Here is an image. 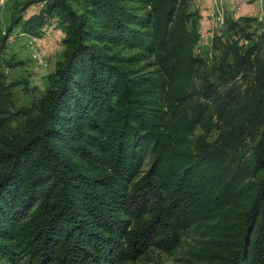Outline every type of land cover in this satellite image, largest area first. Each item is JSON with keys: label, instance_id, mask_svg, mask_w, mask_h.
Returning <instances> with one entry per match:
<instances>
[{"label": "trees", "instance_id": "1", "mask_svg": "<svg viewBox=\"0 0 264 264\" xmlns=\"http://www.w3.org/2000/svg\"><path fill=\"white\" fill-rule=\"evenodd\" d=\"M35 4L0 30V264H138L198 223V264H264L259 44L227 46L212 80L193 52L191 0H26L23 11ZM52 20L61 59L39 101L17 109L10 32L38 39Z\"/></svg>", "mask_w": 264, "mask_h": 264}, {"label": "rangeland", "instance_id": "2", "mask_svg": "<svg viewBox=\"0 0 264 264\" xmlns=\"http://www.w3.org/2000/svg\"><path fill=\"white\" fill-rule=\"evenodd\" d=\"M26 0H0V30L6 31L11 27L15 18L27 19L37 14L43 4L31 5L23 11ZM192 1V0H191ZM228 5L215 9L204 22L194 8L190 6V12H196V30L198 40L194 46V55L205 63L203 75L209 74L214 80L217 74L211 72L217 66L223 51L232 44L244 52L255 43L259 47L255 53L254 63L264 60V0H251L241 8L236 9V1L231 0ZM240 18L249 20L245 25V32H232L228 30L227 22L238 21ZM243 27V25H241ZM63 34L55 24L50 21L44 28L42 37L32 38L21 33L19 26L12 27L9 40L3 52L5 62H10L13 67L4 69L6 82L10 84L14 105L17 109L35 105L45 94L48 81L55 70V64L61 59L63 52ZM35 48V56L31 55L28 42ZM131 52H124L128 55ZM37 54L43 59H37ZM231 61V57L229 59ZM143 66V64H140ZM151 71L150 67L144 68ZM242 89L251 85L249 79L246 83L241 79L238 81ZM196 86L201 84L200 79L195 81ZM216 138L214 133L209 142ZM150 158L147 157L143 170L149 166ZM208 223L195 224L182 232L181 242L178 247L171 251H163L150 248L138 260V264H198V250L205 242Z\"/></svg>", "mask_w": 264, "mask_h": 264}, {"label": "crops", "instance_id": "3", "mask_svg": "<svg viewBox=\"0 0 264 264\" xmlns=\"http://www.w3.org/2000/svg\"><path fill=\"white\" fill-rule=\"evenodd\" d=\"M231 0H192L191 7L201 16V22H204L211 13L220 6L230 4Z\"/></svg>", "mask_w": 264, "mask_h": 264}, {"label": "built area", "instance_id": "4", "mask_svg": "<svg viewBox=\"0 0 264 264\" xmlns=\"http://www.w3.org/2000/svg\"><path fill=\"white\" fill-rule=\"evenodd\" d=\"M236 1V9L241 8L242 6H244L245 4L249 3L251 0H235ZM28 45L30 47V51H31V55L35 56V48L32 47L30 41L28 42Z\"/></svg>", "mask_w": 264, "mask_h": 264}, {"label": "bare ground", "instance_id": "5", "mask_svg": "<svg viewBox=\"0 0 264 264\" xmlns=\"http://www.w3.org/2000/svg\"><path fill=\"white\" fill-rule=\"evenodd\" d=\"M37 59H38V60L40 59V60H41L40 62H41V64H42L43 59H42V57H41L40 55H38V54H37Z\"/></svg>", "mask_w": 264, "mask_h": 264}]
</instances>
